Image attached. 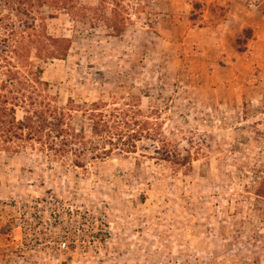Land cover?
Returning <instances> with one entry per match:
<instances>
[{
    "label": "rangeland",
    "instance_id": "rangeland-1",
    "mask_svg": "<svg viewBox=\"0 0 264 264\" xmlns=\"http://www.w3.org/2000/svg\"><path fill=\"white\" fill-rule=\"evenodd\" d=\"M0 122V264H264V0H0Z\"/></svg>",
    "mask_w": 264,
    "mask_h": 264
},
{
    "label": "trees",
    "instance_id": "trees-1",
    "mask_svg": "<svg viewBox=\"0 0 264 264\" xmlns=\"http://www.w3.org/2000/svg\"><path fill=\"white\" fill-rule=\"evenodd\" d=\"M65 55H60L56 58H63ZM93 107L96 105L93 104ZM92 110V109H90ZM97 110V109H96ZM46 113H33V116H26L22 121L18 122H8V127L5 133L11 134L12 131H23L24 138L27 140L37 139L38 141L46 142V146H49L48 140L50 139V146H60L61 151L64 152L63 148H69L70 146L78 143L85 150L88 147V143L93 136H87L84 131L75 132L73 128H70L65 120V113L58 110H49V117H45ZM97 123V126L94 124L91 127L92 135H98L102 132H106L107 138L111 137V133L106 131L107 124H104L103 121ZM5 122H0V127ZM102 124V125H101ZM101 127H104V130H100ZM2 128V127H1ZM101 137V136H100ZM19 139L18 135H13L7 138V140ZM59 141V144L56 143ZM55 151V149H52ZM109 152L103 151L102 155L107 156Z\"/></svg>",
    "mask_w": 264,
    "mask_h": 264
},
{
    "label": "built area",
    "instance_id": "built-area-1",
    "mask_svg": "<svg viewBox=\"0 0 264 264\" xmlns=\"http://www.w3.org/2000/svg\"><path fill=\"white\" fill-rule=\"evenodd\" d=\"M65 246H66V244H65V243H63V244H62V247H65Z\"/></svg>",
    "mask_w": 264,
    "mask_h": 264
}]
</instances>
